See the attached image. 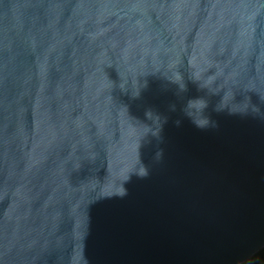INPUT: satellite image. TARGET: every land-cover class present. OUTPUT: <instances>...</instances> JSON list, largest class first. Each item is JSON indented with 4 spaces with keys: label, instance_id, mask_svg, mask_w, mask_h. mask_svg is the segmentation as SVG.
I'll use <instances>...</instances> for the list:
<instances>
[{
    "label": "water",
    "instance_id": "obj_1",
    "mask_svg": "<svg viewBox=\"0 0 264 264\" xmlns=\"http://www.w3.org/2000/svg\"><path fill=\"white\" fill-rule=\"evenodd\" d=\"M262 250L264 0H0V264Z\"/></svg>",
    "mask_w": 264,
    "mask_h": 264
},
{
    "label": "clouds",
    "instance_id": "obj_2",
    "mask_svg": "<svg viewBox=\"0 0 264 264\" xmlns=\"http://www.w3.org/2000/svg\"><path fill=\"white\" fill-rule=\"evenodd\" d=\"M197 100H199V99L190 100L188 102V104L189 103H193L194 101H197ZM194 111H195V109H194ZM185 114L187 116H189L187 112H185ZM189 117L192 119L193 123H195L197 127L204 128V127L209 126L210 121H209V119L207 117H202L200 120L194 119L191 116H189ZM175 123H176L177 126H179L181 124V121L180 120H177ZM212 126L213 127H216L217 125L214 122H212Z\"/></svg>",
    "mask_w": 264,
    "mask_h": 264
},
{
    "label": "trees",
    "instance_id": "obj_3",
    "mask_svg": "<svg viewBox=\"0 0 264 264\" xmlns=\"http://www.w3.org/2000/svg\"><path fill=\"white\" fill-rule=\"evenodd\" d=\"M245 264H264V250H262Z\"/></svg>",
    "mask_w": 264,
    "mask_h": 264
}]
</instances>
